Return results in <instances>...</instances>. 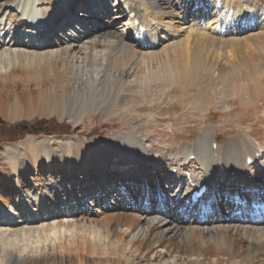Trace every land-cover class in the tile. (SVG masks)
I'll list each match as a JSON object with an SVG mask.
<instances>
[{
    "label": "bare ground",
    "instance_id": "obj_1",
    "mask_svg": "<svg viewBox=\"0 0 264 264\" xmlns=\"http://www.w3.org/2000/svg\"><path fill=\"white\" fill-rule=\"evenodd\" d=\"M78 2L0 0V87L1 83L18 86L6 95L0 94V103L13 100L12 115L21 101L27 110L25 116L29 117L31 104L38 106L42 114L44 101L49 104L53 100L54 106H60L72 119L83 117L91 106L102 108L107 118L118 106L121 94L132 89L148 97L155 89H151L153 81L165 88L174 85L182 91L194 90L195 104L191 106L196 110H209L228 98L249 105L259 98L264 80V0H116L113 23L125 17L127 20L123 23L126 33L115 35L108 30L98 33L95 28H83L91 16L86 11L90 2L77 5ZM95 3V12L106 10L107 4ZM123 5L128 6L127 11ZM71 27L77 32L64 33ZM141 27H145L144 33L139 32ZM91 33H98L99 37L91 39ZM53 35L63 37V43L70 46L44 51L52 45L59 46L56 40L51 41ZM180 36L183 37L173 41ZM79 38H83L81 45ZM25 48L41 51L31 55ZM77 48L83 51L78 57L81 71H88L91 76L86 85H75L73 81L78 74V70L73 73ZM28 56L31 62L27 61ZM138 59L144 60L145 65L139 63L145 67L136 70ZM31 66L36 70L32 71ZM216 81H220L219 85H215ZM214 92L218 97L212 96ZM113 137L96 144L99 154L95 147L91 148L93 142L88 147L83 146L84 140L79 143L77 139L68 140L57 156L49 147L37 155L32 137L21 143L22 148L16 145L9 149L16 156L8 160L12 171H0V264H35L38 256V264H160L157 258L173 253L177 259L166 264H264V198L256 200V195L264 190V167L258 178L249 173L252 165L260 164L262 155L248 133L235 135L221 145L213 127L206 125L191 142L165 149L153 166L151 162L144 163L141 151L149 152L141 138L125 131ZM18 149L26 154L36 151L39 159L47 158L35 162L39 169H28L25 161H16L20 159ZM112 156L116 165L134 162V168L143 170L148 166L153 172L146 174L149 179L120 176L114 180L119 191L112 195L114 184L107 170L95 167L111 164ZM191 157L202 168L200 176L181 169L180 159L193 163ZM97 168L99 180L94 177ZM30 170L35 177L29 175ZM183 175L196 188L205 185V199L197 204L187 202L194 188L181 193ZM70 183L82 186L83 191L74 194L65 188ZM17 185V195L1 194L5 187L14 193ZM136 185L139 188L134 198ZM46 187H52L53 196L43 195ZM124 191L127 193L122 194ZM247 191L250 199L254 196L252 203L246 201ZM156 192L160 201L154 197ZM151 196L156 199V208L146 210L141 205L135 210L138 197L143 204ZM46 197V201L42 199ZM166 202L173 204V213L183 215L173 214L167 220L162 212ZM97 203L101 209L89 213L87 206L92 208ZM257 206L262 217L254 215ZM211 211L214 216L208 218L207 224L200 223ZM184 214H191L192 221L185 223ZM61 217L67 223L61 220L53 221L49 227L18 228ZM142 221H146L148 230L135 239L131 235ZM162 227L168 233H180V242L172 241L164 231L158 233ZM26 230L44 234V244L40 246L36 239V245H32L29 238L23 237ZM19 232L23 233L22 239H18ZM50 236L53 244L46 243Z\"/></svg>",
    "mask_w": 264,
    "mask_h": 264
},
{
    "label": "rangeland",
    "instance_id": "obj_2",
    "mask_svg": "<svg viewBox=\"0 0 264 264\" xmlns=\"http://www.w3.org/2000/svg\"><path fill=\"white\" fill-rule=\"evenodd\" d=\"M78 1L79 2L77 3V5L85 1L90 2V5L88 6L86 11L87 13L91 12V16H89L90 18L84 22V25L82 24L83 28L84 27L88 28L91 31H93L95 28L96 30L100 31L98 33H104V31L108 30V31H111L110 33H113V35L117 33H126L124 25H123V23L127 20L126 17L115 22V24L113 23V21H115L113 12L116 10L115 9L116 0H103V2L101 3H98L100 0H78ZM95 2H97V4H99L100 6L102 4H107L105 5L106 10H104V12L101 14L95 12V8H94V6H96ZM57 20L60 21L61 20L60 17H58ZM80 26L81 25L77 26V28H79ZM71 31H74V33H76L77 29H75L74 27H71V30L66 29L64 33L70 34ZM98 33H91V35L89 36L92 39L94 38V36H96V34L98 35ZM183 36H180L179 38H176L173 41H176ZM96 37H99V36H96ZM103 37L104 36H102L99 39L102 41L104 39ZM62 38L61 36H58V35H55V36L53 35L52 37H50L51 41L56 40V45L59 44V46L52 45V47H48L44 49V51H56L57 49L60 50L66 46H70L68 42L63 43L64 40ZM78 40H79L78 44L81 45L83 43L82 42L83 38H79ZM16 48H20V47H16ZM25 50H27L29 54L31 55L40 53L41 51V50L40 51L29 50L26 48L24 49V51ZM2 51H3V48L0 49V52ZM82 52H83L82 50H79V48H77L74 54L76 56H74L75 57L74 58L75 67L73 69V73L75 70H78V71H75V72H78L77 76L73 77V81L75 85H82V84L86 85L87 80L91 78L88 71H81L82 62L80 58H81ZM10 58L12 60L13 56L11 55ZM31 60L32 58L28 56L27 61L31 62ZM24 62H26V60ZM139 62L142 65H145L144 60L138 59L137 64L139 66L136 64L137 65L136 70H139L141 66ZM144 67L141 66L140 69ZM31 70L34 71L36 69H34V67L31 66ZM219 82L215 83V85H219ZM1 84L2 85L0 87V94L6 95L10 92V90L18 89V86L16 84L14 85L10 83L7 86H5V84L3 83ZM58 84L59 83L54 84V86H52L51 89L56 88ZM260 84H261L260 85L261 89L258 92L259 98L257 99L256 103L253 105L251 103H250L251 105H249V102L244 103V104L240 103L239 99H232V98L229 99L228 98L227 100H222V101L220 100L219 102H217L216 103L218 105L217 107L215 106L213 108L209 107V110L200 109V108L196 110V109H193L192 107L193 104H195L194 101H192V100H195L194 90L188 89L186 91H182L181 88L179 89L178 86H174V85L166 86L165 88V87H161L157 85V83L153 81L151 84V87H152L151 89L153 88L155 89H153V92H151L152 95L150 93L148 97L143 96L142 94L136 93V90H132L131 88H129V90L131 89L130 91L124 94H121L122 96L120 95L118 106L115 109H113L112 113L107 118H104L102 108L91 106L89 112L85 113L83 117L78 118V119L76 118L72 119L71 115L69 113L63 112L60 106L59 108L55 107L53 100H51L50 102L51 104L50 103L48 104L46 103L47 101H44L45 109L44 111H42V114H39L40 109L36 108L38 106H33L31 104L30 105L31 112H29L31 116L29 117L28 115L25 116V113H27V110L24 107V103L21 101L20 108H18L16 113H14L15 115H12L11 114L13 110L12 103L14 101L11 100V101L2 102L0 103V171H2L3 169H5V171H9V170L12 171V169L9 167L8 160L10 157L14 155V153L11 154L12 150H10L11 152H9V149L14 148L16 145L22 148L21 143L30 137L34 138V140L36 141L35 149L33 150L37 151V155L39 153V155L41 156L40 153H43L45 150L49 149V151L51 150L52 152H54V155L57 156L62 152L63 147L67 146L66 143L68 140L73 141L77 139L79 143L80 141L84 140L83 146H88V147L90 145V142H93L94 144L91 145V148L93 147L96 148V144L105 142L107 141L108 138H114L113 136L118 135L121 131H125L126 133H132L133 135L141 138L142 143L147 147V151L149 152L147 154L141 151V156L142 158L144 157V163L148 164L149 162H151V166H153L155 158H157L163 151H165V149L171 148L172 146H181L183 145V142L184 143L191 142L196 136V134L203 129V127H205L206 125H211L213 127L214 135H216L218 143L221 145H225L235 135L244 134L245 132L248 133L250 139L261 150L262 158H261L260 164L252 165L249 171V173L253 177L258 178L264 167V80ZM173 86L175 87V89ZM200 88H202L201 85H200ZM212 96L218 97V94L216 95V93L214 92ZM256 111L259 112V116H258L259 118L256 117ZM12 116H15V118L14 117L11 118ZM35 121L48 122L47 127H44V126L42 127L40 125V128L41 129L46 128V131H43L42 133H39V134L27 133V134L22 135L19 130H14V126L16 124H19V123L30 124ZM98 149L99 148H96L97 154H99V152L97 151ZM17 151L19 152L18 157L20 156V159L16 157L17 158L16 161H18L19 163L25 161L28 165V169H39L37 166H35V162L36 161L44 162L45 158H47L44 156V158L39 159L36 155V151H32L30 154L29 153L26 154V152L21 149L20 150L18 149ZM89 154H90V151L89 153H86V155H89ZM15 156L13 157L15 158ZM82 156L80 159H82ZM149 158H150V161H149ZM115 159L116 158L112 156L111 161L113 162L111 164H108V165L106 164L97 165L96 164L95 165V167L99 166L103 170L105 171L107 170V173L110 176L114 184L112 195H116V193L119 191V188H117L119 187V185L117 186L114 180L121 178L120 176L123 175L126 178H128V176L130 175H135L137 176V178L140 176V177H146L147 179H149V175L146 176V174L150 173L151 171L153 172V170L149 168L148 166H145L144 167L145 169L143 168V170L134 168L137 166L134 162H131L130 164L128 163V165H125L123 163L121 165L119 164L116 165L114 163ZM176 160H178V157L176 158ZM190 160L191 162H193L192 158ZM180 163H181V166H182L181 169L183 172L191 171L193 174L199 175V176L203 172L201 166H199L197 161L193 163H187L184 160V158H181ZM16 170H20V169H18L17 167ZM98 172H100L99 168H97V171L94 174L95 180H99L101 178ZM29 175L31 177L36 176V174H34V172L32 171H31V174ZM91 182L93 183V181ZM170 182L173 183V180H170ZM181 182H182L181 193H185V191L189 187L190 181H187L185 178V175H183L181 178ZM32 183L34 182L31 181V184ZM47 184L52 186V183L47 182ZM66 185L67 186L65 188L72 189L74 194L76 193L79 194L80 191H83L82 186L78 184L75 185V184L70 183ZM18 186L19 185L14 187L15 188L14 193L9 192L8 191L9 188L5 187L6 191L4 192L2 191L1 194L2 193L4 195L10 194L11 196L17 195L18 188L20 189V187ZM33 186L29 185L31 190ZM1 187L2 185L0 184V191L2 190ZM34 187L37 188V186H34ZM138 188H139L138 185H136L134 188L135 191L133 190L132 192L133 194L132 197L134 198L137 197ZM157 188L158 187H155V190H157ZM98 190H100L101 192V188ZM151 191L153 192L154 190L152 189ZM30 192H33V190ZM42 192L44 193L43 195H45V193H48L47 194L48 196H53L52 192H54V190H52V187L51 188L46 187L45 189L43 188ZM126 193H127L126 191L122 192V194H126ZM33 194L35 193H31V195ZM47 198L48 197H46L45 199L44 198L42 199L46 201ZM150 198H151L150 199L151 205H150V202L148 201L143 204L145 205L144 207L146 210H149V209L151 210L152 208L154 209L157 207L155 203L156 199L152 198V196ZM142 201L143 199L138 197L137 199L138 205L135 206V210H138L139 206L142 207L141 206ZM99 206L100 204L97 203V206H92V208H89L87 206L86 209L87 211H89V213H94L95 209L96 210L101 209L99 208ZM161 206L163 205L161 204ZM162 210H163L162 212L166 214L167 220H169V217L173 216V214L176 216L183 215V213L182 214L173 213V209L171 208V204L169 202L165 203L164 209ZM210 214L211 213H209V215ZM151 215L154 217L156 214H151ZM195 215L196 214H194V217ZM78 216L80 217V215ZM176 216L173 217L174 220L176 219ZM211 216H214V213L211 214ZM79 217H78V220L80 221L81 218ZM66 218L67 219L69 218L68 220L72 219V217L70 216H67ZM66 218L61 217L58 220L57 219L55 220L47 219L46 221H42V223H38V224L34 223L35 225H30V226L20 225L18 228L19 229L20 227L21 228L22 227L33 228L34 226L49 227V224H52L53 221L57 222V221L63 220L65 221V223H67L68 220ZM207 218H209V216ZM184 219H185V223L189 221L191 222L193 219V216L191 214L185 215ZM207 220L203 219L201 220L200 223L207 224ZM81 223L82 221H80V224ZM145 223L146 221H142L137 229L138 231L135 233L136 235L134 234L131 236L134 237L135 239L139 238L140 236H143L145 232L148 230L146 229L147 224ZM30 230H26L25 231L26 236L24 235L23 237L29 238L30 241L33 242L32 245L34 246L36 245V239H39V245L42 246L44 244L43 240L46 238L44 234L41 233L38 235L35 232H30ZM162 231L165 232L164 234L167 237L172 238V241H175L176 243L180 242L179 237L181 236L179 235L180 233H177L176 230H173L172 232L168 233V229H166L165 227H162V228H159L157 232L161 233ZM19 234L21 236L18 239H22L23 233L19 232ZM105 234L106 233H104L103 236ZM46 243L53 244V240L51 236L49 237V240ZM21 244L22 242H19L18 245H21ZM136 244L138 243H135V245ZM177 257L178 256H176V254L174 253L171 255H163L162 257L157 258L156 262L160 264L171 263L173 260H175V258L177 259ZM40 259L41 258L39 256L36 257V259L34 260V263L38 264ZM179 260L184 261V259L181 257Z\"/></svg>",
    "mask_w": 264,
    "mask_h": 264
},
{
    "label": "trees",
    "instance_id": "obj_3",
    "mask_svg": "<svg viewBox=\"0 0 264 264\" xmlns=\"http://www.w3.org/2000/svg\"><path fill=\"white\" fill-rule=\"evenodd\" d=\"M40 125L43 127H47L48 122L46 121H35L30 124H24V123H19L14 126V130H19L20 133L27 134V133H33V134H39L42 133L43 131H46V128L41 129ZM53 128V127H52Z\"/></svg>",
    "mask_w": 264,
    "mask_h": 264
}]
</instances>
